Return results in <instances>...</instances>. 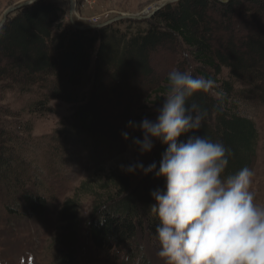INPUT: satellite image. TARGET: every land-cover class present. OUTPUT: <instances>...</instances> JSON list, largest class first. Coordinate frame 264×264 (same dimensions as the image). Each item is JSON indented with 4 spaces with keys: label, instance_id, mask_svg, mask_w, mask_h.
<instances>
[{
    "label": "trees",
    "instance_id": "trees-1",
    "mask_svg": "<svg viewBox=\"0 0 264 264\" xmlns=\"http://www.w3.org/2000/svg\"><path fill=\"white\" fill-rule=\"evenodd\" d=\"M57 1L63 2L40 0L23 7L0 28V114L11 117L1 105L7 94L34 92L38 98L30 110L48 112L49 100L71 109L58 130L63 135L59 143H92L121 154L128 143L122 132L130 135L127 123L139 120L140 105L162 103L167 80L155 77L154 57L182 50L183 71L215 84L189 98L188 103L208 114L200 130L180 139L204 135L223 142L233 153L225 175L253 168L258 133L240 106L264 104V0H179L156 12L143 28L125 21L123 28L82 30L65 24L66 10ZM16 140L14 131L0 127V208L12 218H41L49 208L47 196L29 190L34 183L22 170L24 159L13 152ZM166 147L157 140L148 165L155 162L158 170ZM138 174L112 172L98 179V187L83 184L72 199L52 206L59 224L55 264H78L87 199L85 230L94 252L107 264H148L138 239L159 248V221L149 210L155 203L150 193L162 190L165 181L155 173Z\"/></svg>",
    "mask_w": 264,
    "mask_h": 264
},
{
    "label": "clouds",
    "instance_id": "clouds-1",
    "mask_svg": "<svg viewBox=\"0 0 264 264\" xmlns=\"http://www.w3.org/2000/svg\"><path fill=\"white\" fill-rule=\"evenodd\" d=\"M166 80L155 119L127 123L142 132V139L132 138L141 155L152 151L154 141L167 146L158 170L155 162L120 165L126 173H155L165 181L150 193L155 203L149 210L159 221L157 256L163 264H264V205L250 190L253 171L244 166L225 175L233 153L223 142L204 135L180 139L201 129L207 110L188 100L209 92L214 80L179 69ZM122 136L129 139L127 132Z\"/></svg>",
    "mask_w": 264,
    "mask_h": 264
},
{
    "label": "rangeland",
    "instance_id": "rangeland-1",
    "mask_svg": "<svg viewBox=\"0 0 264 264\" xmlns=\"http://www.w3.org/2000/svg\"><path fill=\"white\" fill-rule=\"evenodd\" d=\"M28 1L30 0H0V20L6 9ZM73 1L71 15L69 2L57 1L66 10L64 22L67 26L72 27V23L79 27L102 26L106 22H112L107 26L118 25L123 28L120 24L135 21L131 19L135 16L145 17L164 0ZM150 18L133 23H138L143 28ZM181 53L182 50L158 53L152 61L155 77L161 81L173 69L185 70L182 62V57L185 56ZM36 97L37 93L34 92L7 94L1 105L7 107L11 117L0 114V127H7L17 134L13 152L27 164L22 170L28 172L30 183L35 184L29 190L45 194L49 208L41 218L35 219L23 216L12 218L0 208V264H55L56 249L53 241L59 224L56 209H52V206L58 207L65 200L72 199L83 184L98 187V179L111 175L112 172L122 171L121 164L139 161L147 166L156 145L154 141L152 151L141 155L132 143V138L142 139V132L131 128L125 151L121 154L104 147H94L92 143L84 146L78 141H72L63 145L59 143L63 135L59 136L58 130L70 117L71 109L60 101L49 100L46 106L48 112L42 108L30 110ZM145 104L143 102L138 109L137 122L145 117L154 120L157 115L156 109L159 106L145 107ZM240 113L254 122L258 133L250 190L256 202L264 205V104L240 106ZM18 166L19 164H15L14 168H19ZM140 174L141 172L137 177ZM85 202L79 231L78 264H107L103 257L94 252L87 239L85 227L91 199ZM138 246L148 264H163L157 256L159 248L156 244L142 237L138 239ZM117 264H124V261L119 260Z\"/></svg>",
    "mask_w": 264,
    "mask_h": 264
},
{
    "label": "water",
    "instance_id": "water-1",
    "mask_svg": "<svg viewBox=\"0 0 264 264\" xmlns=\"http://www.w3.org/2000/svg\"><path fill=\"white\" fill-rule=\"evenodd\" d=\"M40 0H35V2H38ZM69 2V15L72 14L73 12V9H74V1L73 0H67ZM218 2L221 3V0H216ZM33 0H30L28 2H25V3H22L20 5H17V6H14V7H10L8 9H6L2 15V18L0 20V28L5 24V22L7 21V18L13 14L14 12L18 11L19 9L23 8V7H26V6H29L33 3ZM174 0H164L162 2H160L158 5H156L154 7V9L152 10L151 13L147 14L145 17H138V16H135V17H132L131 19L132 20H135V21H140V20H143V19H147V18H150L152 17L156 12L162 10L163 8H165L166 6L168 5H171V4H174ZM117 21V20H115ZM112 24V22H106L104 25L102 26H87V27H79V26H76L75 24L72 23V27L74 29H79V30H82V29H99V28H102L104 26H107V25H110Z\"/></svg>",
    "mask_w": 264,
    "mask_h": 264
},
{
    "label": "built area",
    "instance_id": "built-area-1",
    "mask_svg": "<svg viewBox=\"0 0 264 264\" xmlns=\"http://www.w3.org/2000/svg\"><path fill=\"white\" fill-rule=\"evenodd\" d=\"M87 1V0H86Z\"/></svg>",
    "mask_w": 264,
    "mask_h": 264
}]
</instances>
